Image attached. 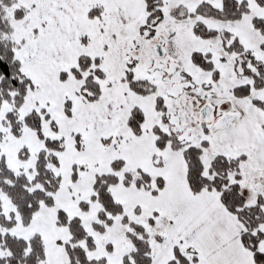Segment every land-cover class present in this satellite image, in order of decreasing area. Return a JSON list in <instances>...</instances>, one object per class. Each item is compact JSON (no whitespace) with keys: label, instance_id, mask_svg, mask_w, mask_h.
<instances>
[{"label":"snow or ice","instance_id":"obj_1","mask_svg":"<svg viewBox=\"0 0 264 264\" xmlns=\"http://www.w3.org/2000/svg\"><path fill=\"white\" fill-rule=\"evenodd\" d=\"M0 264H264V0H0Z\"/></svg>","mask_w":264,"mask_h":264}]
</instances>
